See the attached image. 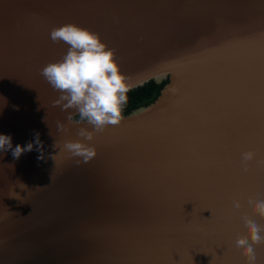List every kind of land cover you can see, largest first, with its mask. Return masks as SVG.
Here are the masks:
<instances>
[{"label": "water", "instance_id": "obj_1", "mask_svg": "<svg viewBox=\"0 0 264 264\" xmlns=\"http://www.w3.org/2000/svg\"><path fill=\"white\" fill-rule=\"evenodd\" d=\"M67 23L115 49L132 89L168 80L94 134L87 163L63 145L91 126L40 74ZM36 132L44 159L0 151V264H244L235 239L264 197V170L241 163L264 159V0H0V134Z\"/></svg>", "mask_w": 264, "mask_h": 264}, {"label": "clouds", "instance_id": "obj_2", "mask_svg": "<svg viewBox=\"0 0 264 264\" xmlns=\"http://www.w3.org/2000/svg\"><path fill=\"white\" fill-rule=\"evenodd\" d=\"M49 38L53 43L64 42L68 45V50L61 60L43 67L40 74L60 93L55 103L62 105L63 111L76 110L80 120L86 121L92 128L89 130L88 127H80L77 136L81 139L66 141L63 150L87 163L97 154L95 147L88 142L93 140L95 133L121 123L124 119V107L128 102L127 94L133 85L122 72L115 49L103 42L98 33L75 23H67L52 28ZM44 119L47 123V116ZM66 119L73 122L71 112ZM58 130L64 131L62 123H58ZM12 139L11 135L0 134V151L11 150L14 159L18 160L23 153L31 152L35 144L40 153L38 158L44 159L43 142L38 132L34 133V141L26 146L16 145L13 148ZM54 147L56 148V142ZM254 160L264 170V159H258L256 152L250 150L241 155L244 172L249 171V162ZM247 205L252 210V215L245 213L242 216L246 235L236 237L235 247L241 251L244 264H259L256 247L264 245V224L257 223L252 217L264 219V197L249 196ZM243 206L239 199L232 202L234 210H240Z\"/></svg>", "mask_w": 264, "mask_h": 264}, {"label": "trees", "instance_id": "obj_3", "mask_svg": "<svg viewBox=\"0 0 264 264\" xmlns=\"http://www.w3.org/2000/svg\"><path fill=\"white\" fill-rule=\"evenodd\" d=\"M167 82L168 80H164L161 83L150 80L144 85L131 89L127 94L128 102L124 107L123 113H130L134 109L154 101L160 95L162 88ZM75 117L80 119L79 114Z\"/></svg>", "mask_w": 264, "mask_h": 264}]
</instances>
